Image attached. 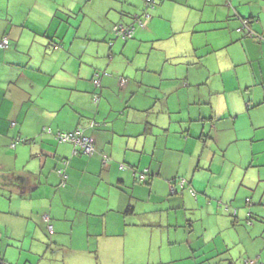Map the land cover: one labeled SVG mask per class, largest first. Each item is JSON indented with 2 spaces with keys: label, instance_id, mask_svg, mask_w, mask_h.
Instances as JSON below:
<instances>
[{
  "label": "crops",
  "instance_id": "1",
  "mask_svg": "<svg viewBox=\"0 0 264 264\" xmlns=\"http://www.w3.org/2000/svg\"><path fill=\"white\" fill-rule=\"evenodd\" d=\"M144 1L0 0V264H264V0Z\"/></svg>",
  "mask_w": 264,
  "mask_h": 264
},
{
  "label": "trees",
  "instance_id": "2",
  "mask_svg": "<svg viewBox=\"0 0 264 264\" xmlns=\"http://www.w3.org/2000/svg\"><path fill=\"white\" fill-rule=\"evenodd\" d=\"M155 4H156V0H148V1L145 0L142 8H140L138 12H136L135 14H133L131 16L130 21H128V22H119V23H115L113 25V27H112L113 34L116 37H118V38H121L123 40H127V39L133 37L134 34H135V32H137L138 30H142V29L144 30L145 28H147L148 22L152 18L151 10L155 7ZM244 20H246V19L241 20L240 26L238 27V30L241 31V32H243V33H245V35H247V36H249L251 38H254L256 41L262 40V37L256 35L254 32H252L250 30V28H249V21L246 20L247 22H246V24H244ZM114 27H123L127 32H126V34L124 36H119V35H117L114 32L115 31L114 30ZM53 47L54 48H59L57 44H55V45L53 44ZM121 80H125L124 84L126 83V78L119 77V84H120ZM99 85H100V81H99V84L96 85V86L98 87ZM94 95H97L99 97V94H97V93L96 94H93V96ZM97 102H98V100L96 101V103ZM99 125H100V123L97 122V121H95L94 119H90V120L88 119L86 121V126H82V125H79V126L83 129V135L88 136V135L84 134L85 128L87 127V128H90V129H95ZM83 127H85V128H83ZM55 139H56V136H55ZM77 152H79L78 149H77ZM93 152H94V150H93ZM93 152L91 154H93ZM64 167L65 166L57 169V173H58V175L61 178L60 185H64V183H65V181L67 179L66 167L65 168ZM234 213H235V209H234ZM255 262L256 261L255 260H252V259H244L243 262H242V264H251V263L253 264Z\"/></svg>",
  "mask_w": 264,
  "mask_h": 264
},
{
  "label": "built area",
  "instance_id": "3",
  "mask_svg": "<svg viewBox=\"0 0 264 264\" xmlns=\"http://www.w3.org/2000/svg\"><path fill=\"white\" fill-rule=\"evenodd\" d=\"M246 22L247 21L244 20V24H246ZM114 30H115L114 32L119 36H124L127 32L123 27H114ZM0 45L1 46L7 45V37H4L2 39ZM124 82L125 80H121L120 84L124 85ZM93 83L94 85H98L99 84L98 78H95L93 80ZM98 98L99 97L97 95H94L93 97L94 101H97ZM56 139L59 142H70L74 144L75 146L78 147V150L84 154L90 155L94 150L92 137L83 135V129L80 126L75 128L74 131L71 132H58L56 134ZM12 146H14V144H12ZM73 152L75 153L77 152V150H74Z\"/></svg>",
  "mask_w": 264,
  "mask_h": 264
},
{
  "label": "rangeland",
  "instance_id": "4",
  "mask_svg": "<svg viewBox=\"0 0 264 264\" xmlns=\"http://www.w3.org/2000/svg\"><path fill=\"white\" fill-rule=\"evenodd\" d=\"M160 46H163L164 45V42H162V43H160L159 44ZM160 48V47H159ZM179 64H181V62H179ZM227 93H230V92H227ZM193 108H196V107H193ZM232 118H233V116H228V114H227V116H226V119H229V122H228V124L229 123H232ZM237 121V122H236ZM235 122H236V128L237 129H239L238 130V132H240L241 134L243 133V131H244V125H245V120L244 119H241V120H239V118L236 120ZM208 124V122L206 121V125ZM78 127V126H77ZM76 127V128H77ZM207 130H208V128H207ZM74 131V130H73Z\"/></svg>",
  "mask_w": 264,
  "mask_h": 264
}]
</instances>
